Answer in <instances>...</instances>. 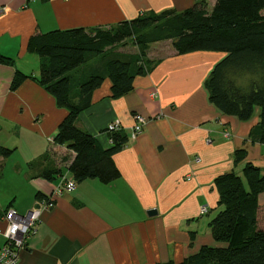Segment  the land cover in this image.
<instances>
[{"label":"crops","instance_id":"0c3cea01","mask_svg":"<svg viewBox=\"0 0 264 264\" xmlns=\"http://www.w3.org/2000/svg\"><path fill=\"white\" fill-rule=\"evenodd\" d=\"M206 1L211 7L215 0ZM194 2L0 0V55L12 60L0 62V145L15 150L31 144L29 154L16 159L10 169L14 182L23 187L21 197L10 193L12 199L6 200L0 194V228L5 226V210L13 207L26 213L39 201L36 192L53 201L42 210L16 264H155L181 261L202 245L216 244L208 226L218 200L215 177L240 173L246 161L264 172V143L249 137L258 112L240 121L224 116L208 100L203 82L223 53L177 54L172 49L156 60L151 72L134 78L132 90L116 98L110 97L105 79L76 125L107 147L108 124L117 122L118 131L129 135L133 114L145 117L146 123L114 154L117 179L107 184L86 179L54 195L62 177L73 179L66 171L67 162L61 161L63 156L71 159L73 152L52 141L67 111L39 84V57L26 50L29 36L37 32L109 26L141 14L181 11ZM114 50L126 52L121 46ZM16 69L35 78L10 90ZM238 149H244L246 156L234 163ZM47 154L53 162L43 161ZM5 161L0 157V167ZM30 162L61 167L63 175L54 181L35 176ZM3 175L0 168V185ZM258 203L257 224L264 228V191ZM201 206L207 212L200 214ZM151 209L156 214L148 215ZM4 241L0 236V246Z\"/></svg>","mask_w":264,"mask_h":264},{"label":"trees","instance_id":"16d2710c","mask_svg":"<svg viewBox=\"0 0 264 264\" xmlns=\"http://www.w3.org/2000/svg\"><path fill=\"white\" fill-rule=\"evenodd\" d=\"M129 40L136 52L114 50ZM162 41H170L177 54L223 53L203 82L208 100L224 116L240 121L251 119L257 111L259 119L249 137L264 143V0H215L211 7L206 0H195L181 11L141 14L114 25L37 32L29 36L26 50L39 57V84L67 111L52 141L67 145L73 152L71 159L63 156L61 161L67 162L66 171L75 184L86 179L107 184L120 176L113 156L125 145L128 135L111 132L109 146L103 147L76 125V119L90 106L94 90L105 79L112 98L132 90L134 78L156 66L157 61L146 56L149 45ZM11 61L0 55V62ZM88 63L101 66L90 69ZM82 69L83 73L77 74ZM29 78L35 77L16 69L10 90ZM13 150L0 145V157H8ZM245 156V150L238 149L234 163ZM35 165L28 164L33 175L48 181L63 175L61 167ZM214 185L218 200L208 226L216 244L202 245L181 261L155 264H264V228L257 224L264 172L246 161L240 173L218 174ZM35 198L48 197L36 192Z\"/></svg>","mask_w":264,"mask_h":264},{"label":"built area","instance_id":"2783aa9c","mask_svg":"<svg viewBox=\"0 0 264 264\" xmlns=\"http://www.w3.org/2000/svg\"><path fill=\"white\" fill-rule=\"evenodd\" d=\"M2 8L0 7V13ZM134 123L130 128L128 137L134 139L139 133H141L146 118L142 115L133 114ZM120 129L117 122H112L107 125L106 131L115 132ZM111 142V139H109ZM196 162H199V158H195ZM187 179H190L188 176ZM75 181L73 179H67L62 177L54 189V195H60L63 190H71L75 187ZM53 204L52 198L48 197L37 202L38 207H33L24 214L18 213L13 207H8L3 215L5 226L0 228V236L4 238V243L0 246V264H16L19 259V254L24 249L27 238L34 233L37 228L38 221L42 210L51 207ZM207 212L206 206L200 207V214Z\"/></svg>","mask_w":264,"mask_h":264},{"label":"rangeland","instance_id":"374dc122","mask_svg":"<svg viewBox=\"0 0 264 264\" xmlns=\"http://www.w3.org/2000/svg\"><path fill=\"white\" fill-rule=\"evenodd\" d=\"M172 49L173 48L171 46L170 41L153 43L150 44L148 49L146 50V56L147 58L149 57V59L156 61L160 57L169 54ZM121 50L126 52H136V48L134 47V45L131 43L130 40L126 42L124 45H121ZM89 66L90 65L88 63L87 67ZM30 146L31 144L29 143H27L26 145H20V148L15 149L8 157L3 158L6 159L5 163L4 164L2 163L0 167L1 173L4 174L2 176L3 179L2 184L0 185V194L2 195L3 199L7 200L9 198V200H11L13 195H10V193L12 194L16 193L17 195H19V197H21L23 187L20 186V184L17 183L16 181L14 182L10 169H12V167L14 166V161L16 159L21 160L22 157L29 154V152L31 151ZM47 160L52 161V157L50 156V154H48Z\"/></svg>","mask_w":264,"mask_h":264},{"label":"water","instance_id":"95a60500","mask_svg":"<svg viewBox=\"0 0 264 264\" xmlns=\"http://www.w3.org/2000/svg\"><path fill=\"white\" fill-rule=\"evenodd\" d=\"M34 207H38V205L36 204ZM156 214V210L155 209H151L148 211V215H154Z\"/></svg>","mask_w":264,"mask_h":264}]
</instances>
